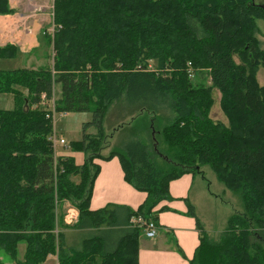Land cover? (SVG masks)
<instances>
[{"label":"trees","instance_id":"trees-1","mask_svg":"<svg viewBox=\"0 0 264 264\" xmlns=\"http://www.w3.org/2000/svg\"><path fill=\"white\" fill-rule=\"evenodd\" d=\"M225 3L235 10L254 0ZM223 5L222 0H54V31L44 34L50 63L0 69V94L14 100L12 108H0V250L14 264H43L50 255L59 264H139L145 225L132 220L158 223L160 213L170 209L162 203L172 199L171 182L206 164L244 208L214 243L190 205L201 231L190 264H264V86L255 77L264 49L255 36L240 48L235 36L241 16L223 13ZM13 11L9 0H0V14ZM18 54L16 45L0 46V61ZM204 72L212 85L199 79ZM56 86L58 111L93 114L85 126L95 125L99 134L85 130L71 143L76 151H91L83 163L56 156L50 140L53 123L39 102ZM212 86L223 93L230 126L211 116ZM112 107L135 122L115 125L122 138L103 157L99 137ZM141 116L149 118L151 144L137 138ZM114 156L126 180L147 196L137 209L93 210L100 172L93 159ZM64 199L80 210L72 227L88 231L74 247L64 232L71 226L58 211ZM0 264H6L1 256Z\"/></svg>","mask_w":264,"mask_h":264},{"label":"crops","instance_id":"crops-1","mask_svg":"<svg viewBox=\"0 0 264 264\" xmlns=\"http://www.w3.org/2000/svg\"><path fill=\"white\" fill-rule=\"evenodd\" d=\"M9 1L11 7L20 12L0 16V46L9 43L16 45L21 56L24 53L29 56L34 50V53L45 50L44 33L50 29L46 27L47 23L53 24L54 0ZM32 63L23 68L30 67ZM64 153L62 151L60 155L68 154L74 156L78 163L84 162L79 153ZM98 164L100 172L94 184L91 209L97 210L108 205L137 209L147 194L126 180L119 157L98 159ZM195 182L196 174L193 173H186L171 182L172 199L162 203L170 209L160 213L156 237L144 235L140 238L139 264H190L201 238L196 218L189 213L190 205H193L191 197ZM64 232L69 247L82 244L88 234L87 230L74 227ZM43 264H59L57 255H50Z\"/></svg>","mask_w":264,"mask_h":264},{"label":"rangeland","instance_id":"rangeland-1","mask_svg":"<svg viewBox=\"0 0 264 264\" xmlns=\"http://www.w3.org/2000/svg\"><path fill=\"white\" fill-rule=\"evenodd\" d=\"M222 1L224 5L219 9L223 10V13H227L230 16H241L243 26L235 36L237 44L240 46V48L244 49L247 47L248 43H250L255 36L256 40L259 42V46L264 49V0H254L253 5H241L235 10H230L226 5L225 0ZM12 9L14 10L12 13L20 12L18 9ZM3 15L6 14H0V16ZM46 27H50V29H46V31L50 32L52 31L54 25L47 23ZM43 41L45 42V38ZM44 46L45 50L36 53H34V50L29 56H27L28 53H24L22 56L18 55L16 58L2 59L0 61V69L7 70L26 67L31 61H33V63L28 68L34 67L37 69L42 65L50 63L51 58H47L46 53L51 54V49L46 47L45 43ZM29 57H31V60ZM235 58L237 62L242 61V57L239 54H236ZM151 66L155 67V63L151 62ZM203 76L199 79L206 83L207 86L212 85L206 72L203 73ZM255 77L258 84L264 86V64L261 62L255 69ZM54 91L56 99H58V86H56ZM212 91L215 98V104L212 108L211 116L214 118V120L222 121L230 126L229 118L224 112L221 104V99L223 97L222 91L216 86H212ZM13 105L14 100L12 94H0V108H12ZM123 113L124 111H121V109H116V107H112L111 110L108 111V118L104 120L105 135H100L99 137L102 146V149L99 150V153L103 157L109 156L114 147L119 144V141L122 138V136H118L119 132L113 131V129L123 122L124 124H127L132 121L130 117L124 118L126 115ZM92 120L93 114L90 112H69L67 116L59 118L55 125L52 122L53 131L50 136L54 133V131H56L59 133V135L65 137L68 142L65 146L58 145L56 147L57 152H55V154L60 156L62 151H65L66 154L68 152L71 153L74 151L76 154H81L84 160H86L91 155V151L86 153L79 150L76 151L73 149L71 143L81 140L84 136L85 130L87 133H93V135L99 134L95 125L85 126L86 123ZM136 121V127L138 129L137 138H140L144 142L151 144V133L148 131L149 118L141 116L140 118H137ZM132 122L134 123L135 120ZM160 127H162V123L159 124V128ZM159 139L163 140V136L160 135ZM61 149L64 150L61 151ZM66 156L68 157V154L63 157ZM98 159L102 158L97 157L93 159V164L95 163V166L96 164L98 165ZM91 171L94 172L93 167H91ZM73 179L75 181H79V176H73ZM64 201L65 199L59 202L58 211L60 215L65 214L68 209L65 204L66 202ZM191 202H193V205L195 206L196 214L202 229L206 232V235L210 241L214 243L220 241L222 238V235L227 229L229 218L235 213L242 212L244 208L241 197L229 189L219 179L217 173L208 164L202 165L199 171L196 173V182L192 191ZM70 226L72 227L73 225ZM20 247V251L23 253L25 246L21 245ZM0 256L6 264H14L12 258L5 251L0 250Z\"/></svg>","mask_w":264,"mask_h":264},{"label":"built area","instance_id":"built-area-1","mask_svg":"<svg viewBox=\"0 0 264 264\" xmlns=\"http://www.w3.org/2000/svg\"><path fill=\"white\" fill-rule=\"evenodd\" d=\"M53 31H54V27H53L52 31H50V32H53ZM39 106L46 109L47 117L52 120L54 125L57 123L59 118L65 117L69 113L67 111H58L57 110L55 91H53V93L51 95L47 92H43L41 95ZM50 140L53 142L55 152H57L56 147L58 145L65 146L68 143L67 140L65 139V137H62L56 131H54V133L50 136ZM54 169H55V177H56V175L58 173L57 161H55V168ZM61 171H64V168H62ZM64 202H66L65 204L68 207L67 211L65 212V214L63 216L64 222L68 226L75 225L76 223H78V221L80 219V210L70 200H65ZM132 222L135 224H140V225L144 224L145 225V235L149 238H154L158 234L159 224L154 220H146L142 217H137V218H134L132 220Z\"/></svg>","mask_w":264,"mask_h":264}]
</instances>
